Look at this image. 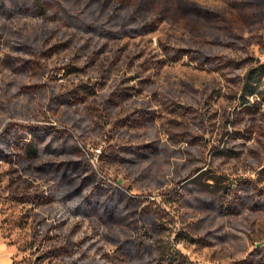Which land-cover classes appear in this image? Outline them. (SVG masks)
I'll use <instances>...</instances> for the list:
<instances>
[{
  "label": "rangeland",
  "instance_id": "1",
  "mask_svg": "<svg viewBox=\"0 0 264 264\" xmlns=\"http://www.w3.org/2000/svg\"><path fill=\"white\" fill-rule=\"evenodd\" d=\"M262 197L264 0H0L13 264H264Z\"/></svg>",
  "mask_w": 264,
  "mask_h": 264
},
{
  "label": "trees",
  "instance_id": "2",
  "mask_svg": "<svg viewBox=\"0 0 264 264\" xmlns=\"http://www.w3.org/2000/svg\"><path fill=\"white\" fill-rule=\"evenodd\" d=\"M206 59V58H205ZM250 76V73L248 74V77ZM248 95H255L256 94V89L255 88H250L247 92ZM246 102V101H244ZM35 151V150H34ZM262 202H264V197L261 199ZM192 264L191 262L188 261H179L177 260V257L174 254H169L167 257H162L161 263L163 264Z\"/></svg>",
  "mask_w": 264,
  "mask_h": 264
},
{
  "label": "crops",
  "instance_id": "3",
  "mask_svg": "<svg viewBox=\"0 0 264 264\" xmlns=\"http://www.w3.org/2000/svg\"><path fill=\"white\" fill-rule=\"evenodd\" d=\"M0 264H13V256L8 246L0 241Z\"/></svg>",
  "mask_w": 264,
  "mask_h": 264
}]
</instances>
